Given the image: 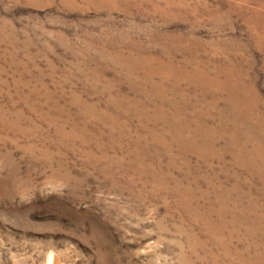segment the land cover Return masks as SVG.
<instances>
[{
	"label": "rangeland",
	"instance_id": "1",
	"mask_svg": "<svg viewBox=\"0 0 264 264\" xmlns=\"http://www.w3.org/2000/svg\"><path fill=\"white\" fill-rule=\"evenodd\" d=\"M0 264H264V0H0Z\"/></svg>",
	"mask_w": 264,
	"mask_h": 264
},
{
	"label": "bare ground",
	"instance_id": "2",
	"mask_svg": "<svg viewBox=\"0 0 264 264\" xmlns=\"http://www.w3.org/2000/svg\"><path fill=\"white\" fill-rule=\"evenodd\" d=\"M162 137V136H161ZM200 145V144H199ZM200 147V146H199ZM222 213V212H221Z\"/></svg>",
	"mask_w": 264,
	"mask_h": 264
}]
</instances>
